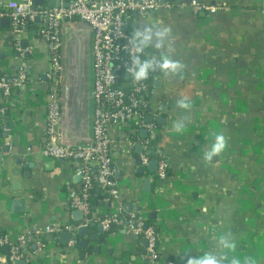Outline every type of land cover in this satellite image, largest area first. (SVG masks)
Instances as JSON below:
<instances>
[{
	"label": "crops",
	"instance_id": "0c3cea01",
	"mask_svg": "<svg viewBox=\"0 0 264 264\" xmlns=\"http://www.w3.org/2000/svg\"><path fill=\"white\" fill-rule=\"evenodd\" d=\"M8 1L0 0V6ZM191 1L158 0L161 6L145 17L133 13L126 25L145 55L161 67L150 79L148 113L155 121L163 118L156 121L155 154L150 155L151 160L164 158L168 173L158 180L154 172H144L136 163L137 144L128 141L125 131L112 128L114 179L125 214L141 212L157 227L160 259L264 264V0H195L216 5L212 13L196 9ZM32 2L43 6L57 0ZM77 36L84 41L90 78L83 120L71 130L64 81L58 133L70 143L87 142L92 135V32L79 20L63 26V39ZM70 51L72 55L68 42L63 56L71 57ZM23 67L29 71L25 85L10 98L0 92V234L11 240L30 238L25 264H147L144 239L124 227L104 232L92 220L95 225L87 223V234L76 232L86 216L69 202L81 180L70 163L40 155L45 73L50 68L47 46L33 29L16 32L10 18L3 17L0 74ZM5 123L7 129L2 128ZM221 136L224 147L213 153ZM138 137L143 138L140 131ZM96 191L91 218L114 210L108 196ZM47 225L76 228L66 240L58 234L67 230L45 235ZM5 247L0 246V264H14Z\"/></svg>",
	"mask_w": 264,
	"mask_h": 264
},
{
	"label": "built area",
	"instance_id": "2783aa9c",
	"mask_svg": "<svg viewBox=\"0 0 264 264\" xmlns=\"http://www.w3.org/2000/svg\"><path fill=\"white\" fill-rule=\"evenodd\" d=\"M58 5L35 6L32 0H10L0 6V20L10 18L12 28L18 32L29 26L37 27V36L48 49L50 68L47 79V111L45 117L44 142L40 155L49 160L65 161L73 166L74 175L81 180V189L71 196L69 206L81 211L85 224L96 220L104 232L112 226L124 227L125 231L147 241L143 258L147 264H174L160 259L158 234L152 225H146L142 213L127 216L120 199L111 156L112 138L110 129L125 131L132 145L140 144L141 166L145 167L153 158L148 154L153 146L157 131L154 116L150 122L148 81L152 78L149 67H142L149 56L145 55L135 32L126 28L132 14L145 17L160 5L158 0H57ZM196 9L215 12L213 4L191 1ZM74 20L88 25L92 32V141L70 143L62 140L58 129L63 111V26ZM28 69L23 67L12 73L0 74V92L3 98L12 97L28 80ZM145 111L147 112L145 114ZM146 130V137L139 138L138 132ZM157 160L153 177L163 180L167 176L168 164L164 158ZM99 190L108 196L114 210L102 217L91 218L92 193ZM76 227L47 225L45 235L59 230L74 232ZM42 245L40 239H33ZM29 237L11 240L0 234V246H7L9 263L18 259L28 261ZM70 245L74 241L70 240Z\"/></svg>",
	"mask_w": 264,
	"mask_h": 264
},
{
	"label": "water",
	"instance_id": "95a60500",
	"mask_svg": "<svg viewBox=\"0 0 264 264\" xmlns=\"http://www.w3.org/2000/svg\"><path fill=\"white\" fill-rule=\"evenodd\" d=\"M37 2V0H35ZM68 0H65L63 2V5H67ZM55 5H58V1L56 2ZM83 39L81 36H77L71 39V41H69L70 46L72 48V55H71V65H72V70H71V75L68 78L67 81V90H68V97H67V121H68V125H69V130L73 129L74 126H78L79 123L82 122L83 120V107H84V94H85V86H86V80H85V71H84V56L85 53L82 49V45H83ZM149 67L150 68V72L152 75H157L159 74L161 67L158 63H154L152 56H150L149 58H147L144 62V64L142 65V67ZM151 110V109H149ZM152 120V115H149L146 118V121L150 122ZM157 122H161L163 121L162 117H158L156 118ZM0 122H1V114H0ZM2 128L7 129L8 128V124H4L2 126ZM1 129V126H0ZM3 135H6V132H2ZM140 135L145 138L146 137V130L142 129L140 130ZM135 150L138 153L142 152V147L140 144H137L135 146ZM148 154H155V147L152 146V148L150 150H148ZM140 158H138L136 160V163L138 165H140ZM19 162V161H17ZM31 166V164H29ZM147 169L150 172H155L157 169V160L153 159L150 160L149 163L147 164ZM141 172V169L138 171ZM149 187V179L146 178L144 180V189L148 190ZM79 213V212H78ZM89 217L87 216L86 219H88ZM90 225H95V223L93 221L89 222ZM97 229H101L100 224H96ZM114 226H112L113 228ZM76 232L79 235H83V234H87V224H82L80 226L77 227ZM58 235H63L66 240L67 238L70 237L71 233L67 232V231H61L59 232ZM92 238L95 237V235H91ZM73 240L75 241V238L73 237ZM66 242V241H65ZM79 246H85L86 242L80 241ZM143 244L146 246L147 241L143 240ZM7 249V247H5ZM67 249V248H66ZM145 254V251H144ZM14 264H25L23 259H18L14 261Z\"/></svg>",
	"mask_w": 264,
	"mask_h": 264
},
{
	"label": "trees",
	"instance_id": "16d2710c",
	"mask_svg": "<svg viewBox=\"0 0 264 264\" xmlns=\"http://www.w3.org/2000/svg\"><path fill=\"white\" fill-rule=\"evenodd\" d=\"M28 26H29L28 28L33 29L35 32L37 31V27L35 25H28ZM63 49H64V47H63ZM63 60H64V56H63ZM84 64H85V68L84 69H85L86 80H87V85H86V89H87L86 97H87L88 96V91H89V78H90L89 60L87 61V59H86ZM67 79H68V77L66 76L65 80L67 81ZM148 83L150 85V80L148 81ZM65 88H66L65 90H66V93H67V96H68L67 82H66ZM146 113L147 112L145 111V114ZM90 141H92V135L89 137V140L87 142H90ZM143 169H144V172H148L147 167H144ZM167 173H168V171H167ZM98 197H99V193L96 190H94L93 193H92V199L91 200H96V199H98ZM92 203H93V201H92ZM145 223H146V225H152L155 228L156 232H157V227L153 224V221L150 218L146 219ZM139 239H142V238L140 237ZM28 249H31V245L28 246ZM7 253H9V252H7Z\"/></svg>",
	"mask_w": 264,
	"mask_h": 264
},
{
	"label": "clouds",
	"instance_id": "9594fccd",
	"mask_svg": "<svg viewBox=\"0 0 264 264\" xmlns=\"http://www.w3.org/2000/svg\"><path fill=\"white\" fill-rule=\"evenodd\" d=\"M223 147H224V138L221 136V137H218V142L213 147V153L219 152L220 150L223 149ZM225 246H229V245L226 244ZM199 264H218V262L215 260V258H208V259L200 261ZM233 264H236V262L233 261Z\"/></svg>",
	"mask_w": 264,
	"mask_h": 264
},
{
	"label": "flooded vegetation",
	"instance_id": "af4514ba",
	"mask_svg": "<svg viewBox=\"0 0 264 264\" xmlns=\"http://www.w3.org/2000/svg\"><path fill=\"white\" fill-rule=\"evenodd\" d=\"M83 60L85 62V60H86V57L85 56H84V59ZM63 66H64V70L66 72V75L69 78L70 75H71V70H72L71 58L70 57H66V58L64 57ZM67 81H68V79H67Z\"/></svg>",
	"mask_w": 264,
	"mask_h": 264
},
{
	"label": "rangeland",
	"instance_id": "374dc122",
	"mask_svg": "<svg viewBox=\"0 0 264 264\" xmlns=\"http://www.w3.org/2000/svg\"><path fill=\"white\" fill-rule=\"evenodd\" d=\"M68 42H69V41H68V38L65 37V39H63V45L65 46V48H66V46L68 45ZM70 55H71V51H70ZM84 71H85V69H84ZM65 74H66V73H65V70H64V72H63V83H65L64 81H66V80H65ZM85 80H86V79H85Z\"/></svg>",
	"mask_w": 264,
	"mask_h": 264
}]
</instances>
